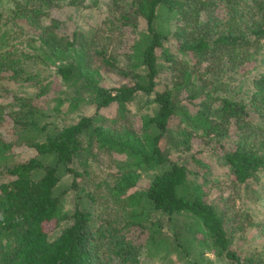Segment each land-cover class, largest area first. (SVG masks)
<instances>
[{
	"label": "trees",
	"instance_id": "obj_1",
	"mask_svg": "<svg viewBox=\"0 0 264 264\" xmlns=\"http://www.w3.org/2000/svg\"><path fill=\"white\" fill-rule=\"evenodd\" d=\"M98 1L0 8V264H139L143 246L185 264H217L209 252L264 264V245L233 244L252 220L232 198L264 170V0H107L85 29L56 13ZM51 66L67 89L52 110L67 98L92 113L47 119L39 68ZM136 98L147 111L131 110ZM22 146L32 153L16 159ZM213 156L225 185L206 176Z\"/></svg>",
	"mask_w": 264,
	"mask_h": 264
},
{
	"label": "rangeland",
	"instance_id": "obj_2",
	"mask_svg": "<svg viewBox=\"0 0 264 264\" xmlns=\"http://www.w3.org/2000/svg\"><path fill=\"white\" fill-rule=\"evenodd\" d=\"M106 2L107 0H99L97 5L88 7L63 6L58 8L56 13L61 18L70 17L72 21H74L77 26L81 28H90L94 24L98 23L105 14ZM8 4L9 0H0L1 9L6 8ZM39 72L41 81L46 84L47 87L46 93L43 95L44 101L42 107L46 108V112L48 114L50 113V116L47 117L48 120H53L52 122L56 123L71 122L76 120L81 114H90L93 112L94 107L85 102L79 103L77 108L69 112L67 107L70 109V105L67 98L62 102L60 111H53L52 108L56 101L65 97L67 93L66 86L59 79L52 66L49 68L40 67ZM247 76L251 77L250 74H246L234 75L229 79H224L222 80V84H220V88L224 91L228 89V93H231L237 90L240 84L242 85L246 82ZM3 82L7 83L9 88L13 87V89L19 93L30 94L38 90L36 84L32 85L31 82L19 83L11 80H4ZM250 82H247L248 86L250 85ZM239 94H241V92L237 95L239 96ZM241 96L244 97V95ZM141 99L142 98H136L135 102L129 104L132 111H147L145 105H140L142 104L140 101ZM6 122H9L8 117ZM31 153L32 151L28 147H18L16 148L15 158L21 159L27 157ZM183 155H187V153H184ZM210 162L212 166L209 173H206V176L218 178L221 180L222 185H225L230 176L228 167L224 165L216 156L210 158ZM237 190L239 192L238 195L232 197L235 201V208L249 214L252 222L250 224H246L243 229H239L237 231L233 244L244 249L254 246H262L264 245V170L259 171L256 177L250 178L245 183H241ZM223 191L224 194H226V192L230 191V187H224ZM218 192V187H213L211 196L218 195ZM64 205L68 208L73 207V192L65 197ZM185 219L186 218L184 216H177L173 221H171V223H174V226H176L177 224L185 221ZM171 223L168 220H165L164 227L166 233L171 232ZM146 249L147 247L144 246L141 248L139 264H185L184 259L180 258L174 251L167 255H164V251H161L162 253L149 256L146 254ZM207 255L214 259L217 264L224 263L222 258H216L210 252L207 253Z\"/></svg>",
	"mask_w": 264,
	"mask_h": 264
}]
</instances>
